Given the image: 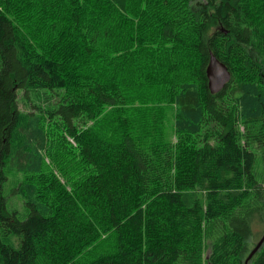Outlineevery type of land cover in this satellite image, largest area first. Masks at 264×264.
Here are the masks:
<instances>
[{
	"label": "trees",
	"instance_id": "obj_1",
	"mask_svg": "<svg viewBox=\"0 0 264 264\" xmlns=\"http://www.w3.org/2000/svg\"><path fill=\"white\" fill-rule=\"evenodd\" d=\"M263 235L264 0H0V264H245Z\"/></svg>",
	"mask_w": 264,
	"mask_h": 264
},
{
	"label": "water",
	"instance_id": "obj_2",
	"mask_svg": "<svg viewBox=\"0 0 264 264\" xmlns=\"http://www.w3.org/2000/svg\"><path fill=\"white\" fill-rule=\"evenodd\" d=\"M207 86L211 94L220 92L225 85L230 81L231 74L225 64L220 62L212 53L209 55V62L205 69ZM264 242V236L257 244L255 249L249 255V258L259 249Z\"/></svg>",
	"mask_w": 264,
	"mask_h": 264
},
{
	"label": "rangeland",
	"instance_id": "obj_3",
	"mask_svg": "<svg viewBox=\"0 0 264 264\" xmlns=\"http://www.w3.org/2000/svg\"><path fill=\"white\" fill-rule=\"evenodd\" d=\"M42 94H44L43 92H41ZM43 98H45V95H43L40 98H35L33 97L31 99V101L35 104H45L47 102V99L49 98H46L44 101L42 100ZM57 119L54 118L52 119L51 123L54 124V122L56 121ZM172 119L169 120V122L167 123V128H166V132L169 134V135H172ZM79 125H81L79 123ZM80 127V126H78ZM174 138V137H173ZM58 139V138H57ZM70 142H72V140L70 139ZM67 146H69L71 148V146L67 143ZM73 153L76 152V148H71ZM72 156V155H71ZM53 156H50L49 159L51 160L52 164L54 165L55 164V161L53 160L54 158H52ZM8 173V172H7ZM18 178V176H15L13 177L11 174H8V181L6 182V187H5V194H8L7 195V199H6V202H7V208H8V211H13V210H16L20 216L21 219H24L27 215V211H26V208L25 206L23 205V207H18V201H19V198H18V195L16 193H12L11 189L14 188V182L16 181V179ZM11 192V193H9ZM106 241H108L109 239L106 238L105 239ZM207 256H208V253H207Z\"/></svg>",
	"mask_w": 264,
	"mask_h": 264
},
{
	"label": "bare ground",
	"instance_id": "obj_4",
	"mask_svg": "<svg viewBox=\"0 0 264 264\" xmlns=\"http://www.w3.org/2000/svg\"><path fill=\"white\" fill-rule=\"evenodd\" d=\"M263 236H264V235H263ZM263 236H262V237H263ZM261 239H262V238H261ZM261 239H260V240H261ZM259 242H260V241H259ZM259 242H258V243H259ZM258 243H257V244H258ZM263 243H264V242H263ZM263 243L261 244V246L263 245ZM256 246H257V245H255V247H256ZM261 246H260V247H261ZM255 247L251 250V252L255 249ZM260 247H259V248H260ZM258 250H259V249H258ZM258 250H257V251H258ZM257 251H256V252H257ZM251 252H250V254H251ZM256 252H255V253H256ZM255 253H254V254H255ZM250 254H249V255H250ZM254 254H253V255H254ZM253 255H252V256H253ZM249 259H251V258H249V256H248V258H247L245 264L248 262Z\"/></svg>",
	"mask_w": 264,
	"mask_h": 264
}]
</instances>
